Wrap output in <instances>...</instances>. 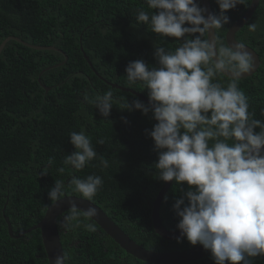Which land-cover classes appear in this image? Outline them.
I'll return each mask as SVG.
<instances>
[{
    "label": "trees",
    "instance_id": "16d2710c",
    "mask_svg": "<svg viewBox=\"0 0 264 264\" xmlns=\"http://www.w3.org/2000/svg\"><path fill=\"white\" fill-rule=\"evenodd\" d=\"M250 1L247 6L227 11L229 24L215 30L217 48L227 45V29L245 13ZM209 5L212 14L218 13L215 0H209ZM138 9L150 11L143 0H0V44L6 37L15 36L33 45L55 46L67 55L65 63L50 68L64 60L62 52L36 50L14 39L6 41L0 51V264H48L39 230L10 237L3 209L13 233L18 234L43 217L52 203L48 190L56 179L65 181V195L80 196L69 185L73 175L101 176L103 185L91 202L146 249L172 251L193 246L186 239L178 243L153 231L151 206L164 183L156 179L152 164L157 153L145 132L155 121L150 119L151 113L120 109L134 97L146 103L124 87L148 99L147 89H142L139 82L127 83V64L142 59L149 67L155 66L154 45L169 50L177 46L175 38L161 39L145 24H138ZM250 23L257 24L255 32L248 31ZM234 37L259 56L255 72L241 78L238 87L248 97L253 118L264 121V0H259ZM216 82L226 87L228 77L220 75ZM41 83L49 90H44ZM109 90L113 107L106 120L83 97L87 94L94 98ZM81 130L90 137L97 158L75 171L63 160L74 151L69 134ZM99 140L104 143L99 144ZM100 157L108 160L109 167L100 166ZM45 166L49 174L39 176ZM61 167L65 168L63 173L58 171ZM181 195L172 181L162 198L159 217L169 230L177 229L179 218L172 205ZM69 214L67 210L57 221L65 264H153L125 253L93 221L95 233L86 230L87 222L72 230L62 229L60 222ZM80 219L83 221L82 215ZM182 264L214 261L209 253ZM251 264H264V256L251 258Z\"/></svg>",
    "mask_w": 264,
    "mask_h": 264
},
{
    "label": "clouds",
    "instance_id": "9594fccd",
    "mask_svg": "<svg viewBox=\"0 0 264 264\" xmlns=\"http://www.w3.org/2000/svg\"><path fill=\"white\" fill-rule=\"evenodd\" d=\"M143 2L150 11L138 9L137 23L145 24L161 39L175 38L177 46L169 50L154 45L155 66L149 67L142 59L127 64V83L139 82L147 89L149 102L134 97L120 109L151 113L150 119L155 121L145 132L157 153L152 164L156 179L174 181L182 192L172 205L179 218L177 242L186 239L190 245H201L210 251L214 264H251V258L264 256V121L253 118L238 82L252 70L254 61L243 44L217 48L215 41L206 38L210 31L229 24L228 10L247 6V0H215L216 14L208 13L199 0ZM257 27L250 23L248 31L255 32ZM225 74L226 87L216 82ZM83 98L107 120L113 107L111 90L94 98L84 94ZM69 142L74 151L65 156V166L81 171L97 158L83 130L71 132ZM100 166L109 167L108 160L100 157ZM58 171L63 173L65 168ZM47 174V166L38 173ZM69 185L91 201L103 179L94 174L85 178L73 175ZM65 192V181L56 179L47 196L55 204ZM69 208L70 214L60 222L62 229L72 230L87 222L86 230L97 232L90 222L97 215L94 207L78 210L72 203ZM65 260L63 254L57 255L52 264H65Z\"/></svg>",
    "mask_w": 264,
    "mask_h": 264
},
{
    "label": "water",
    "instance_id": "95a60500",
    "mask_svg": "<svg viewBox=\"0 0 264 264\" xmlns=\"http://www.w3.org/2000/svg\"><path fill=\"white\" fill-rule=\"evenodd\" d=\"M201 6L205 7L207 9L208 13H211V8L209 5V0H200ZM259 0H251L250 4L245 11V13L238 18L235 22H233L229 28L227 29L225 33V41L226 44H243L241 42H238L234 35L235 32L240 29L250 18V16L253 14L255 7L258 5ZM208 39H211L215 41V31L213 33H209V35L206 37ZM9 39H14L19 43H22L25 46H28L30 48L36 49V50H47V49H54L59 52L63 53L64 60L60 63H57L55 65L50 66L56 67L58 65H62L67 60V55L60 50L59 48L55 46H48V45H33L30 44L18 37L15 36H9L6 37L0 44V51L6 41ZM216 43V42H215ZM245 45V44H243ZM246 49L251 53L253 57V68L252 70L244 74L242 78L250 76L253 72H255L257 66L260 64L259 56L255 52L254 49L251 47L245 45ZM87 60L88 56L85 57ZM49 67L45 68L48 69ZM45 69H43L40 73H42ZM228 77L226 74L224 75ZM38 81L40 82V74L38 76ZM113 87H115V84H111ZM41 86L48 91L49 87L45 86L41 83ZM121 88V87H119ZM124 90L130 91L133 94H136L139 96L142 100H144L146 103H148V99L144 97L142 94L128 88H123ZM172 181L164 182L161 188L159 189L158 193L156 194L152 206H151V226L153 228V231L156 235L163 239L167 240H175L176 237L179 235V230H169L167 229L163 223L162 220L159 217V207L162 201V198L166 194L167 190L169 189ZM74 203L78 210H83L88 207H94L97 210V215L92 219V221L110 238L113 239V241L125 251V253L141 260L144 262H149L153 264H182L194 261L196 259H199L207 254L210 253V251L203 249V247L199 244L192 246L190 248H186L183 250H172V251H153L148 250L142 245L135 242L133 239L129 237L127 233H125L117 224L114 223L103 211L100 207H98L93 202L84 199L80 196H71V195H65L63 196L59 201H57L55 204L51 203L45 210L43 217L34 225H32L30 228L23 230L22 232H19L18 234H14L11 228L10 221L8 217L4 215V209H3V218L7 225V232L8 235L12 238H19L22 235L26 234L30 230L38 229L40 233V238L43 246V250L45 252V258L47 260L48 264H52V261H54L55 257L57 255L63 254L61 239L59 235V229L57 227V221L62 218V215L67 211L70 210V204ZM61 217V218H59ZM225 264H228L226 261Z\"/></svg>",
    "mask_w": 264,
    "mask_h": 264
},
{
    "label": "rangeland",
    "instance_id": "374dc122",
    "mask_svg": "<svg viewBox=\"0 0 264 264\" xmlns=\"http://www.w3.org/2000/svg\"><path fill=\"white\" fill-rule=\"evenodd\" d=\"M45 90V89H44ZM65 214V213H64ZM64 214L62 216H64Z\"/></svg>",
    "mask_w": 264,
    "mask_h": 264
}]
</instances>
